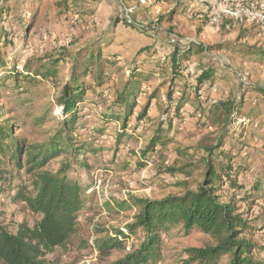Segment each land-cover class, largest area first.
Instances as JSON below:
<instances>
[{"label":"rangeland","instance_id":"obj_1","mask_svg":"<svg viewBox=\"0 0 264 264\" xmlns=\"http://www.w3.org/2000/svg\"><path fill=\"white\" fill-rule=\"evenodd\" d=\"M229 6L248 8L252 15H229L223 11ZM259 15L264 16V0H0V123L10 122L11 134L37 153L59 132L63 137V83L75 68L86 64L88 70L80 78L87 88L70 129L72 141L87 147L78 155L83 163L69 154H49L38 171L29 173L23 165L15 184L34 197L37 174L59 172L81 191L76 231L66 244L45 252L48 264H114L133 253L144 235L141 228L130 229L137 222V201L196 191L207 160L216 165L218 154L209 158L207 147L222 130L210 108L228 99L241 108L217 151L233 158L238 171L229 173L240 186L263 187L244 196L223 183L217 194L232 201L251 226L245 238L254 244L253 257L264 261V57L246 49H264ZM193 44L187 59L173 66V48ZM11 67L26 74L17 88L11 79L1 86ZM133 71L140 76L130 83L137 89L123 120L125 108L114 100ZM205 71L212 77L199 83ZM108 112L119 118L108 119ZM161 135L164 145L156 139ZM14 194L0 193V222L13 233L42 217L25 201L14 202ZM106 240L114 244L98 249ZM213 244L196 227H172L160 235L156 264H186L188 249ZM230 258L222 254L215 264H229Z\"/></svg>","mask_w":264,"mask_h":264},{"label":"trees","instance_id":"obj_2","mask_svg":"<svg viewBox=\"0 0 264 264\" xmlns=\"http://www.w3.org/2000/svg\"><path fill=\"white\" fill-rule=\"evenodd\" d=\"M1 35L4 39L6 38V33L3 32ZM193 47L195 48L194 44L191 47L175 46L170 55L173 66L181 59L186 60ZM246 49L248 52H255L264 57V49L256 47ZM198 50L196 49V52ZM43 68L44 66L38 70L41 71ZM82 68L81 71L75 70L76 68L72 70L70 79L63 83L62 97L58 100L62 116H65L62 121L64 136L62 137L63 133L59 132L45 150L35 152L32 145L24 144L18 137L11 134L10 122L0 123V193L13 190L15 192L14 202L25 201L32 210L42 215L32 228L21 225L15 233L9 231L0 222V264H48L43 258L45 252L66 244L76 231V217L80 209L84 207L83 199L80 196L79 187L67 181L62 173L37 174V181L34 182L37 190L34 197H28L25 194L23 185L16 186L15 184L19 182L17 175L23 165L27 167L29 173L38 171L44 166L49 154L52 156L69 154L73 160L82 162L78 159V155L87 147H78L79 143L72 141L70 136V129L76 120L74 109L77 102L82 101L87 88V84L80 81L81 76L88 71L87 65L85 64ZM51 73V70H46L43 74ZM21 74L26 76L24 71L11 67L1 78V86L9 85L8 80L11 79L14 82V88H17L16 82ZM139 76L140 73L133 71L125 88L117 94L114 100V105L125 108L123 120L132 110L130 98L137 89V87L131 89L130 83ZM211 77V71L202 72L198 77V82L202 83ZM167 98L171 103L170 94ZM182 99L177 98L180 103L176 108L181 105ZM240 108L241 105L237 104L234 99L217 101L211 105L210 114L215 124L222 130L215 139L216 144L213 143L207 147L209 158L216 150L218 154L216 165H213L210 159L207 160V171L196 191L188 190L182 196L170 197L161 201H137L136 205L139 207L137 222L130 229L131 231L135 228L143 230L142 242L126 259L114 264H156L161 254L159 251L161 233L176 226H183L186 230L196 227L211 237L214 242L213 245L203 248L188 249L190 260L186 264H215L222 254L230 255L229 264H264V261L253 257L254 244L245 238L251 226L236 213V207L232 201H221L217 194V190L223 183H226L230 190H235V193L239 192L244 196L250 194L248 192L251 190L261 191L263 187L260 182H256L250 188L240 186L236 182V176L229 173V170L238 171V168L231 164L233 158L229 153L217 151L226 143V127L232 120L233 114L240 111ZM1 111L2 108H0V116ZM252 113V111L249 112V115L252 116ZM105 117L118 119L119 115L108 112ZM62 138L65 142H61ZM156 139L160 145H164L167 140L163 135ZM20 155L23 156V160ZM82 156H85L84 152ZM112 244L114 241H103L98 249L109 247Z\"/></svg>","mask_w":264,"mask_h":264},{"label":"built area","instance_id":"obj_3","mask_svg":"<svg viewBox=\"0 0 264 264\" xmlns=\"http://www.w3.org/2000/svg\"><path fill=\"white\" fill-rule=\"evenodd\" d=\"M223 11L225 13L232 15V16H235V17L239 16L240 13H244L245 15H252L251 11L248 8H245V9L240 8V9L236 10V8L229 6V7L225 8ZM259 16L261 17V19H264L263 15H259Z\"/></svg>","mask_w":264,"mask_h":264}]
</instances>
